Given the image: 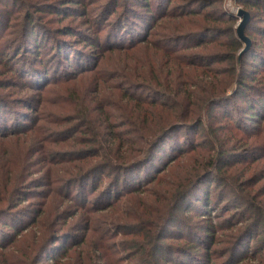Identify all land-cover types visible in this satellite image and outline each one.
I'll return each mask as SVG.
<instances>
[{
    "label": "trees",
    "instance_id": "obj_1",
    "mask_svg": "<svg viewBox=\"0 0 264 264\" xmlns=\"http://www.w3.org/2000/svg\"><path fill=\"white\" fill-rule=\"evenodd\" d=\"M222 1L0 0L3 264H264V0H234L241 60Z\"/></svg>",
    "mask_w": 264,
    "mask_h": 264
},
{
    "label": "rangeland",
    "instance_id": "obj_2",
    "mask_svg": "<svg viewBox=\"0 0 264 264\" xmlns=\"http://www.w3.org/2000/svg\"><path fill=\"white\" fill-rule=\"evenodd\" d=\"M48 5H52V4L51 3H48ZM74 7L75 6H70L68 8H65V7H59V6H57L58 11L56 12V14L49 15L46 18V21H45V24L47 26L46 29L55 30V29H58V28H62L63 26L69 25V26H72L73 28H76L78 30L80 29L81 32H85L87 30V27L88 26L81 25L82 24L81 23L82 22V18H78L77 17L75 19V18H71V17L70 18L69 17H66V19L63 20L62 16L61 17L59 15L57 16V14H62V12H60V11H65V10L68 12L67 13V16L70 15L71 14L70 11H71V9H74ZM95 7H97V6H95ZM216 7H217V9L219 8L221 10H226L230 15H233L236 18H238L237 25H236V29H235L236 34H237V26H238V24L241 21V19L238 17V12L242 8L239 7V6H237L235 4V1L234 0H223L222 2H220V4L218 3V5ZM50 21H53V22H50ZM46 22H49V23H46ZM244 48H245V45H244ZM241 52L239 53V60H241V58H242V57L240 58ZM249 60L251 61V58H249ZM200 136H201V133L199 134V139L197 140V143H199L201 141ZM206 140H210L208 134H206ZM201 145H204L205 148H208V147L211 146V144L209 145V142L206 143V145L203 144V142H202ZM21 148H22V145L15 146L14 143H5L4 145L0 146V153L3 155L2 159L4 160L3 162L6 163L8 160L9 161H12V163L11 164L8 163L7 166H5L4 163H2V167L4 169H8L11 165L12 166H16L15 165V162H17L20 165V168H21V166H23L22 163L24 161V154L21 151ZM198 151H201V150H198ZM202 152L205 153L206 151L203 150ZM13 153H15V154L13 155ZM196 156H199V155H197V154L196 155H193V158H195ZM191 158L192 157H185V158L181 159L180 161H177L171 168H169L168 171L166 172L167 177L163 181L164 184L160 185V187H163L164 185H166V183H169L170 182V176L171 175L178 176V178L181 177V176L185 177L186 174H187V172H188L186 170L187 167L194 161V159L192 160ZM31 165H33V166H32V168H31L30 171H34V172L38 171L39 169H41L43 167V164H42L41 161L35 162V163L31 164ZM23 174H24V171H23ZM37 177H39V176L38 175L37 176L35 175V176H33V179L34 178H37ZM155 181L157 183V182H159V179H157ZM184 185H185L184 180L181 179L180 180V186L182 187ZM206 185L207 184L205 183L204 187H206ZM154 190H155V188H152V193H153ZM196 193L200 194L202 192L197 191ZM203 200H204V198H203ZM202 205L204 207V203ZM125 207H122L121 210L122 211L125 210ZM193 210H194V208H193ZM187 211L185 213H183L184 219H181V223H183V225L186 228H188V229H191L192 225L195 222L199 221V217H202L201 216L202 214H204V215L206 214V212H205L206 210H203L201 208H198V211H195L194 210L195 212H191L192 213L191 215H189L187 213ZM185 215H187V216H185ZM101 220H104V219L101 218ZM213 221H215V220H213ZM99 224L101 225V223H99ZM36 228L39 229L38 227H36ZM35 231H38V230H35ZM39 231L42 232L44 230H39ZM130 239L131 238H126V239L118 238V241H120L122 243V245H121L122 248H125V247H128L130 245V243H129ZM167 241H168V243H170L169 240H167ZM55 245L56 246H63L64 245V240L59 239L57 242H55ZM35 247H38V246H35ZM34 249H36V248H34ZM23 251L24 250L22 248V245H20V244L19 245H15V246H13V248H10V250L7 251L9 254L6 253V258H9L10 257V254L13 255V256H19V255H21L20 253L23 252ZM34 255H35V253H34ZM47 257H48L47 254L44 255V258H47ZM123 257H125V255ZM2 259H5V257H0V264H3V260ZM99 262L103 263V260H100V258H97L96 263L99 264ZM86 264H89V261L88 260H87V263ZM91 264H94V262L92 261Z\"/></svg>",
    "mask_w": 264,
    "mask_h": 264
},
{
    "label": "water",
    "instance_id": "obj_3",
    "mask_svg": "<svg viewBox=\"0 0 264 264\" xmlns=\"http://www.w3.org/2000/svg\"><path fill=\"white\" fill-rule=\"evenodd\" d=\"M238 17L241 19V21L237 26V37L245 45L244 50L240 54V58H241L242 55L246 53L251 47V40L245 35V28L250 22L251 17L250 14L243 9L239 10Z\"/></svg>",
    "mask_w": 264,
    "mask_h": 264
}]
</instances>
